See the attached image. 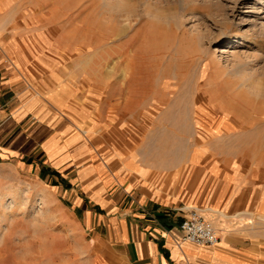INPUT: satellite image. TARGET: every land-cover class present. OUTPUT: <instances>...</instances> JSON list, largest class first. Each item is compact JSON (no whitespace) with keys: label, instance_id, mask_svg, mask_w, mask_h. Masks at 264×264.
Wrapping results in <instances>:
<instances>
[{"label":"rangeland","instance_id":"obj_1","mask_svg":"<svg viewBox=\"0 0 264 264\" xmlns=\"http://www.w3.org/2000/svg\"><path fill=\"white\" fill-rule=\"evenodd\" d=\"M0 1V36L25 31L63 55L72 78L102 85L82 101L85 125L120 123L118 147L136 168L185 174L209 137L264 149V0ZM8 183L0 264H78V235L48 192Z\"/></svg>","mask_w":264,"mask_h":264},{"label":"crops","instance_id":"obj_2","mask_svg":"<svg viewBox=\"0 0 264 264\" xmlns=\"http://www.w3.org/2000/svg\"><path fill=\"white\" fill-rule=\"evenodd\" d=\"M24 32L0 36V195L8 182L48 192L78 235V264H264V149L209 137L185 174L144 159L136 168L133 150L118 147L120 123L85 125L82 101L102 85L72 78L63 55ZM187 207L214 222L217 243L182 238Z\"/></svg>","mask_w":264,"mask_h":264},{"label":"built area","instance_id":"obj_3","mask_svg":"<svg viewBox=\"0 0 264 264\" xmlns=\"http://www.w3.org/2000/svg\"><path fill=\"white\" fill-rule=\"evenodd\" d=\"M188 213L180 223L182 238L198 245H213L220 239L214 222L199 207H187Z\"/></svg>","mask_w":264,"mask_h":264},{"label":"bare ground","instance_id":"obj_4","mask_svg":"<svg viewBox=\"0 0 264 264\" xmlns=\"http://www.w3.org/2000/svg\"><path fill=\"white\" fill-rule=\"evenodd\" d=\"M1 2V1H0ZM4 17V16H3ZM5 19V18H4ZM9 21V20H8ZM1 203V202H0ZM16 206V204L15 203H13V205H12V207H15Z\"/></svg>","mask_w":264,"mask_h":264}]
</instances>
